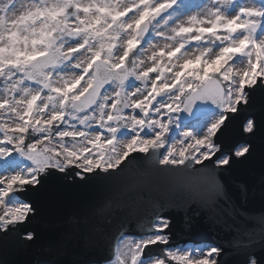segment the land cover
I'll return each instance as SVG.
<instances>
[{"label":"snow or ice","instance_id":"6c2138e0","mask_svg":"<svg viewBox=\"0 0 264 264\" xmlns=\"http://www.w3.org/2000/svg\"><path fill=\"white\" fill-rule=\"evenodd\" d=\"M257 153L264 0H0V251L37 242L68 185L110 181L50 248L83 241L78 264H264V210L232 175ZM160 190L227 247L177 242Z\"/></svg>","mask_w":264,"mask_h":264},{"label":"water","instance_id":"95a60500","mask_svg":"<svg viewBox=\"0 0 264 264\" xmlns=\"http://www.w3.org/2000/svg\"><path fill=\"white\" fill-rule=\"evenodd\" d=\"M262 173L264 158L257 153L248 162L238 166L232 174L236 181L249 184L250 192L246 207L254 212L264 210V187L260 182ZM112 190L113 185L110 181L68 185L59 193L56 202L45 210L39 226L41 238L27 246L10 243L6 250L0 251V264H78L83 254V241L68 240L60 249L50 248L48 241L60 230V221L65 217L86 211L95 201L103 199ZM155 194L168 205L167 210L174 220L173 236L177 242L189 244L216 242L227 247L231 239L229 232L214 226L203 213L197 215L196 204H185L163 190Z\"/></svg>","mask_w":264,"mask_h":264}]
</instances>
